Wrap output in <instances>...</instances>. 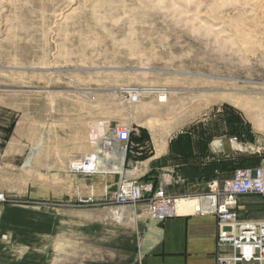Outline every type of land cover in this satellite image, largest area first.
<instances>
[{
	"label": "rangeland",
	"instance_id": "rangeland-1",
	"mask_svg": "<svg viewBox=\"0 0 264 264\" xmlns=\"http://www.w3.org/2000/svg\"><path fill=\"white\" fill-rule=\"evenodd\" d=\"M160 2L167 0H0V113L5 139L19 147L23 131L29 154L12 164L3 156L1 168L27 164L39 180L53 171L61 187L79 184L67 172L71 162L125 127L124 174L87 177L110 186L106 202L115 206L111 195L123 181L156 184L167 174L170 196L194 197L208 182L264 162V0H192L196 15L177 16L156 9ZM204 23H219L220 38L201 36ZM147 87L179 90L177 110L158 121L141 108L166 111L156 96L119 91ZM229 89L244 110L212 101ZM216 140L227 141L222 151ZM84 142L85 153L62 159ZM53 149L60 160L48 159ZM138 207L147 214V201L118 212L132 216Z\"/></svg>",
	"mask_w": 264,
	"mask_h": 264
},
{
	"label": "crops",
	"instance_id": "crops-1",
	"mask_svg": "<svg viewBox=\"0 0 264 264\" xmlns=\"http://www.w3.org/2000/svg\"><path fill=\"white\" fill-rule=\"evenodd\" d=\"M6 125L0 113L4 158L10 164L29 161L28 138L21 131L19 147L15 139L6 140ZM86 148L85 142L78 152L69 146L62 159L74 160ZM51 153L48 159H61L58 150ZM45 176L39 180L25 165L0 166V193L6 198L0 203V264H216L213 216L183 215L158 223L139 207L122 216L106 202L110 186L104 181L93 187L88 176L76 174L79 184L61 187L53 171ZM235 212L240 220L261 221L264 202L240 197Z\"/></svg>",
	"mask_w": 264,
	"mask_h": 264
},
{
	"label": "built area",
	"instance_id": "built-area-1",
	"mask_svg": "<svg viewBox=\"0 0 264 264\" xmlns=\"http://www.w3.org/2000/svg\"><path fill=\"white\" fill-rule=\"evenodd\" d=\"M112 140L102 142V149L127 152L130 130L116 127L109 134ZM3 154L0 152V166ZM76 174L96 175L90 160ZM167 174L156 184L144 181H123L111 195L117 208L135 206L147 201V216L151 221L163 222L166 219L183 216H213L216 219V264H264V218L258 222L240 220L236 215L237 200L244 196H255L264 202V162L258 166L240 168L231 176L219 182L212 180L206 184V193L194 197L170 196L166 189L169 185ZM195 199L196 203L188 214L177 213L178 201ZM82 201L81 203H87ZM0 203H6L0 193Z\"/></svg>",
	"mask_w": 264,
	"mask_h": 264
},
{
	"label": "bare ground",
	"instance_id": "bare-ground-1",
	"mask_svg": "<svg viewBox=\"0 0 264 264\" xmlns=\"http://www.w3.org/2000/svg\"><path fill=\"white\" fill-rule=\"evenodd\" d=\"M150 1V0H148ZM157 0H152V3L156 2ZM192 0H167V3L163 5V2H160L158 5H155V8L158 10H172L173 13L176 12L177 16L178 14H187L188 12H191V9L194 11L192 12V15H196V10H197V5L191 4ZM158 3V2H157ZM220 3V2H219ZM215 5H218L216 2ZM217 7V6H216ZM142 9L145 10V3L142 2ZM179 9V10H178ZM217 9V8H214ZM219 24V23H218ZM218 24H208L204 23L202 25H199V32L200 35L203 37H206L208 34H213V37L215 39L220 38L219 36L221 35V28L219 27L220 25ZM221 44L225 45L227 42H223L222 40L220 41ZM119 91H125L126 94L130 95L132 98H138L140 96L144 95H154L157 98V102L159 103L160 107H165L167 106L166 111H159L158 109L151 108L150 105L146 104H141V108L143 110H147L150 112L151 116H154L158 121H160L159 117L164 116H171L177 108H175L173 104L174 102H179V90H170L169 92L166 90H161L153 87H147V88H136V89H119ZM224 92H219L213 95V102H222L226 101L231 103L234 107H237L239 109H243L242 102L237 100L236 95L238 93H231L230 89L228 92L227 90H223ZM80 94L85 96L88 94L85 91H81ZM264 95V93H262ZM127 95V96H128ZM171 104V105H170ZM176 105V104H175ZM261 126L264 127V122L260 120ZM105 140H112V137L110 135H107L103 138L102 142ZM101 142V143H102ZM227 142V141H226ZM226 142L221 141V140H216L213 143V148L215 149L216 152L222 151L224 148V145ZM229 143V142H228ZM102 144L99 146L98 150L94 154H88L85 155L86 158L90 160L89 164L90 166L94 167L95 174L97 175H104L107 173L111 174H120L123 175L124 173V163H125V152L124 150L117 151L115 148L113 151H106L102 149ZM244 146L237 145L235 144V148L237 150H242ZM34 148L32 149V151ZM84 157V158H85ZM84 160V159H83ZM83 160L81 161H76V162H71L68 171L70 172H75L77 170H80L81 167L84 166ZM28 162V161H27ZM26 164V163H25ZM27 165V164H26ZM25 165V166H26ZM127 175H130V172L126 173ZM196 203L195 199H189V200H184L183 201H178L177 203V213L178 214H188L191 212V207ZM116 214V213H115Z\"/></svg>",
	"mask_w": 264,
	"mask_h": 264
}]
</instances>
